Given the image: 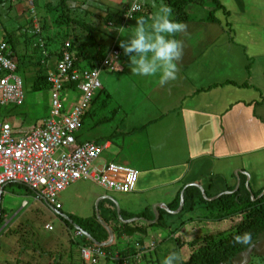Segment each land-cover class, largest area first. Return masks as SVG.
<instances>
[{
    "label": "crops",
    "instance_id": "obj_1",
    "mask_svg": "<svg viewBox=\"0 0 264 264\" xmlns=\"http://www.w3.org/2000/svg\"><path fill=\"white\" fill-rule=\"evenodd\" d=\"M81 1L85 5L94 1L103 5L96 9L93 18L96 15L98 19L99 14L105 16L107 11L120 14L107 23V28L115 27V31L121 35L119 42L124 50L117 47L122 51V57L123 53L125 57L119 63L118 69L125 76H129L133 83L119 99L103 84H109L112 78H105L99 92H106V97L100 99L97 98L99 94L94 96L86 117L95 119L96 122L92 125L96 126L99 120L110 115L119 119L120 123L126 113L130 124L140 125L133 129L146 125L145 129L140 130L144 136L137 139L136 146L139 154L146 160L145 168L135 167L140 175L136 189L131 192L110 190L92 179L77 180L59 194L58 198L62 203L60 213L53 212L54 208H49L44 200H39L29 187L26 196H22L15 205L16 209L8 213L1 211L0 247L16 243L19 245L17 251L21 249L24 242L21 239L22 234L6 238L1 232L19 226L22 233L30 230L33 228L30 217H36V209L41 216L46 217L44 223H40L43 233H39V245L61 252L62 245L67 244V240L61 244V238L73 229H82L74 219L79 222L91 221L92 226H95L94 217L98 208L101 212L99 222L106 224L109 234V230L114 232L112 254L115 257L134 255L139 252L141 243L145 246L151 244L143 236L135 237L138 235L136 229H147L159 217L154 223L156 218L152 220L144 216L130 217V214L139 215L145 212L151 216L154 214V207L156 216H159L160 211L163 212L162 219L167 228L179 229L194 220L202 225L221 214V211L205 204L193 210L184 208V205L180 208L182 194L185 196L188 187L199 189L202 193L206 191L210 201L219 195L234 192L242 180L255 192L264 188V0H220L225 9L215 12L219 23L211 24L202 21V18L208 16L211 5L206 0H194L186 8L191 20L180 23L178 31L177 25L172 22L173 14L164 0H133L140 2L150 16H135L131 20H124L122 13L127 5L133 3H129L132 0ZM122 29L125 34L120 31ZM109 32L115 36L113 44L117 45L119 37L116 39V35L111 30ZM176 33L178 40L175 42L173 36ZM101 35L99 32L98 36ZM130 52L136 53L129 56ZM123 80L125 81L124 77ZM151 106L155 110L148 111ZM133 125L128 129L113 131L116 134L117 131L122 132V144L125 145V136H129ZM80 132L81 129L77 133L80 144L87 140L100 145L107 143L96 163L120 164L124 161L105 157V150L113 145L112 139H106L104 143L98 139L81 140ZM105 132L109 134L108 130ZM141 140L144 141V147L140 152ZM133 163L137 164L135 159ZM110 176L114 179L124 178L123 174ZM83 180L97 183L100 189L85 192L89 199L93 198L92 208L88 206L75 209L72 205H79L81 198L78 197L80 187L73 186ZM6 188H3L0 196L1 209ZM110 192H118L125 197L115 198ZM6 194L10 195L9 192ZM103 197L116 199L121 213L112 200L101 208ZM25 200L28 201L26 206L23 205ZM63 200L68 204L66 209ZM37 201H42L47 206V211L42 206H37ZM81 202L86 203L85 200ZM206 210L213 212L211 217ZM62 218L70 221L72 228ZM203 218L207 221L204 222ZM133 222L137 225H132ZM214 222H217L216 218ZM47 224H51L53 229L46 227ZM200 236L196 234L192 239ZM192 239H188V243L180 249L184 259L186 254L191 253L189 244ZM151 240L157 243L156 238L151 237ZM65 248L67 261L70 250ZM76 253L83 260L81 252L77 250ZM40 256L43 257L36 254L34 259L37 261Z\"/></svg>",
    "mask_w": 264,
    "mask_h": 264
},
{
    "label": "trees",
    "instance_id": "obj_2",
    "mask_svg": "<svg viewBox=\"0 0 264 264\" xmlns=\"http://www.w3.org/2000/svg\"><path fill=\"white\" fill-rule=\"evenodd\" d=\"M4 1L5 0H0V4L4 5L6 3H3ZM44 1H46L47 6L45 14L47 16H38L37 13L40 9V6L37 3L38 0H31L32 7L29 6V9L27 10V12H29V16L27 17L30 18L26 17L27 19L25 21H20L17 18L13 21L8 20L6 24L8 25L9 23H12L11 27H7V25L1 21L5 32L4 38L0 41V48L3 46L2 52L4 55L17 64V72L23 78L24 83L25 80L27 81L30 79L31 86L34 91L38 92L47 90L51 94L53 83L50 80L49 73L50 71H58V63L64 58L66 51L72 54L75 67L77 69L84 70L95 68L98 65H101V63L106 59L113 45L115 49H120L116 44H113L110 47L108 45V41L103 40L102 30L104 29L99 30V28H101L100 26L93 25L94 23H98L97 21L94 23L87 21L95 20L94 18L90 17L96 13V9L98 7L100 8L99 1H94V4L96 3L98 6L95 9V13L93 11L94 8L92 9L88 7L92 6V4L87 5L88 3L86 5L83 2L74 4L75 2L72 3V0ZM164 1L169 6L173 14L172 22L174 25H177L176 28L178 31V25L180 23L191 20L186 8L188 5L192 4L194 0ZM206 1L211 5V7H209L210 10L208 12V16L206 18H202V21H206L209 24L214 22L219 23L215 16V12L219 9H225V6L220 0ZM131 6L127 5L125 11L128 12L129 7ZM140 6L141 9L134 13V17H149V11L145 9L142 4ZM125 11L122 13L124 20ZM81 15L89 18H82ZM116 15L120 14L107 11L104 17L102 15H98V19L107 24ZM35 18L39 19L41 23L36 25V20H34ZM99 32L102 33L100 37L98 36ZM173 39L175 42L178 40V33L173 36ZM134 53L136 52H132L131 54ZM77 84L78 81H66L62 90L63 95L66 90L76 89ZM11 104L12 103L7 105ZM21 104L22 103L13 105ZM4 106H6V104H0V118L4 116V113H10V111H3L1 107ZM87 112L89 111H86L83 119ZM113 118V115L108 116L102 120H99V124L103 123V121H109ZM114 134L118 135L116 132H114ZM13 183H16L19 186L25 185L20 182ZM27 189L29 190V187ZM263 191L264 188L258 192H255L254 190L250 189V186H247L245 181L242 180L236 191L230 194H223L222 196L210 201L207 199L208 194H206V191L203 195L199 189L188 187L184 196V208L188 207L190 210H193L198 208L200 205L205 204L209 208H214L221 211V214L215 217L216 220L219 221L223 217L227 218L236 216L240 219L239 223L235 225L233 229H227L229 232L226 231L225 233L219 232L216 234H203L200 237L192 239L190 241L191 253L187 259L176 258V256L179 254V249L188 243L187 240H180V238H178L177 241L179 242L174 245L175 247L167 250L158 246L160 245L159 243L155 244L153 248L149 249L148 245L145 246L144 243L140 242L141 244L138 249L143 253V255L139 261H134V264H237L240 260L238 258H241V255L246 250L252 249L253 251L256 248L254 246L258 244L260 240L264 243ZM179 198L178 204L180 203ZM2 211L4 210L2 209ZM52 211L59 212V210ZM122 216L124 218L123 211ZM131 216H144L146 218L153 219L155 215L152 214L151 216H148L147 213L144 212L139 215L130 214V217ZM162 218L163 212L160 211L159 219L155 224L163 223ZM62 220L69 228H72L73 224H70V221L64 218H62ZM94 220L96 222V219ZM74 222L79 224L82 229L88 232L96 241L100 243H106L109 241L110 234L108 229L100 222H98V224L96 222L95 226H92L93 223H91V221L79 222L74 219ZM21 229L22 228L19 226L9 230L5 229L1 232L2 236L6 238H10V236L14 235L16 237V234L23 235H21V238L24 239V244L21 249L16 251L17 254L15 259L17 264H31L30 261L36 256V254L42 256L44 254H48L49 256L53 257V264H86V262L80 259L79 256V258L77 257V250L81 252L82 247L94 249L100 248V245L96 244L86 236H83L82 239L78 240L79 236L77 235V230L73 229L67 234V245L69 247L67 250H70V256L69 259L65 261L64 252L66 251V248H64L61 252H55L54 248L52 247H43L42 245H38L40 242V236L38 234L31 235L30 232L33 230V228L30 230H25L23 233ZM137 229L143 230L144 232L146 231V229ZM143 241L144 239L142 242ZM2 247L3 245H1L0 248L2 249ZM101 248L107 252V258L105 260L108 262L111 260L109 255L112 252V246L103 245ZM159 252H166L165 256L160 258ZM26 257L30 258L29 262L21 263V260L24 261ZM34 264H39L38 260Z\"/></svg>",
    "mask_w": 264,
    "mask_h": 264
},
{
    "label": "built area",
    "instance_id": "obj_3",
    "mask_svg": "<svg viewBox=\"0 0 264 264\" xmlns=\"http://www.w3.org/2000/svg\"><path fill=\"white\" fill-rule=\"evenodd\" d=\"M141 9L134 4L125 16L130 18ZM0 48V104H20L24 101V80L18 74L17 64L7 58ZM121 62V52L113 48L106 59L95 68L80 70L74 65L72 54L66 51L58 63V71H50L53 83L51 104L53 115L46 117L36 128L19 135L8 121H0V190L10 182H20L30 187L38 199L56 210L62 208L59 194L69 185L80 179H92L101 186L119 192L136 189L140 172L135 167L115 162L96 163L107 143L100 145L95 141L78 143L77 133L83 123V116L90 108L95 93L102 88L101 73L107 69L115 71ZM78 81L76 89L66 90V81ZM73 90L79 91L71 111L64 112L63 98L69 101ZM72 146L71 150L64 149ZM110 174H123V179H114ZM25 200L23 205L26 206ZM46 227L53 229L51 224ZM82 235V231H77ZM155 246L154 242L150 244ZM83 257L96 264L107 252L101 247H83ZM143 253H136L140 259ZM131 256L123 257L122 264H128Z\"/></svg>",
    "mask_w": 264,
    "mask_h": 264
},
{
    "label": "rangeland",
    "instance_id": "obj_4",
    "mask_svg": "<svg viewBox=\"0 0 264 264\" xmlns=\"http://www.w3.org/2000/svg\"><path fill=\"white\" fill-rule=\"evenodd\" d=\"M57 1H59V0H57ZM126 1L128 2V0H126ZM78 2H82V1L81 0H72V3H74V4H78ZM132 2H133V0L130 1L129 3H132ZM3 3H5V4L4 5L0 4V41L4 38V32H5L1 21H3L4 24H6V22L8 20L13 21L16 18L19 19L20 21H22V20L25 21L27 18H30V17H27V16H29V12H27V10L29 9V6L32 7L31 0H13V1L5 0ZM37 3L40 6L39 12L37 13L38 16L45 15L46 10H47L46 1L38 0ZM136 3L141 5L140 2L135 1V2H133V4H130L129 6H131V5L133 6ZM99 5H100V8L103 7V5H101V4H99ZM88 7L92 8V9L94 8L93 11L95 13V9L98 6L96 3L94 4V2H92V6H88ZM131 7H129V9ZM125 13H126V11L124 12V14ZM99 15L103 16V14H99ZM45 16H47V15H45ZM81 16H82V18H86V19L89 18V17H85L84 15H81ZM90 18H93V17L91 16ZM94 18H95V20H93V21L92 20H87V21H90L92 23L97 21L98 23H96V24L94 23L93 25L100 26L101 28H99V30L104 29V30H102L103 40L108 41V45L110 47L113 45V43L115 41V36L111 35V33L109 32L111 30L112 33L114 35H116V39L119 37L117 40V46L121 47L124 50L123 45L121 44V42H119L121 40V35L119 36V33H117L115 31L116 28L115 27H112V29L107 28L109 26L105 22L97 19L96 15ZM34 20H36V22H35L36 25L41 23L40 20L37 18H35ZM11 26H12V23H9L7 25V27H11ZM120 31H122L123 33L125 32V30H123V29ZM69 41H67V42H69ZM113 48H114V45L112 46L110 51H112ZM119 51L121 52V55H122V51L121 50H119ZM131 53L132 52H130L129 56L131 55ZM124 57H125V54L123 53L122 60L124 59ZM123 77L125 78V81L123 80ZM105 78H112V80L108 84V82H103V80ZM100 80L103 82V84L105 86H108L109 89L108 88L107 89L110 92H112L114 94V96H116L119 99L122 98V95H124L125 90L129 89L130 86L133 85L132 80L129 78V76H125V74L121 71L120 68L117 69L116 71H109L107 69L103 70L101 73ZM98 92L95 93V97L98 94L100 96L97 98L103 99L106 97V94H105L106 92L105 93L104 92L98 93ZM24 95H25L24 101L21 105L11 104V105H6L4 107H1L3 109V111H10V113H8V114L4 113V116L1 118V120L10 122L12 127L15 130H17L15 132L22 133V134H25L26 133L25 131H29L31 129L33 130L34 128H36L39 125V123L44 118L51 117L53 115L52 104H51V94L49 91H47V90L38 91V92L34 91L32 86H31V80L28 79L27 81L25 80V83H24ZM79 95H80L79 91L73 90L71 93V97H70L69 101H66L63 98V104H64L63 113L71 111L74 102L77 99H79ZM0 96H1V92H0ZM150 109L155 110V107L151 106L150 108H148V111H150ZM92 110H93V108H92ZM95 122H96L95 119L93 120L91 118H87L86 116L84 117L81 132L79 134V139H81V140H86V139L96 140V139H98V141L102 140L101 143H104L106 141V139H112L113 145L111 148L105 150V152H104L105 157H107V158L115 157V158L120 159V160L124 159L123 162H120V164H122V165L130 166L132 164L134 167L138 166L139 169L145 168L146 160L144 159L143 155L139 154L136 146L138 143L137 139L140 138V136H144V134L141 133L140 130L142 131L143 129H145L146 125L133 129L134 126H138L139 124L138 125L130 124L129 123L130 121H129L126 113H125V116L123 115L120 123H119V119H117L116 117H114L113 119H110L109 121L103 122L101 124H96V126L92 125ZM131 125H133L132 129L130 130V132L128 134L129 136H125L127 139H126V142L124 145L120 141V136L122 135V132H117L118 135L114 136L113 131L116 129H118L119 131L126 129V128L128 129V128H131ZM105 130H108L109 134H107L105 132ZM141 144H142V147L140 146V152L143 151L142 148L144 147V141L141 140ZM64 149L71 150L72 146L65 147ZM134 159L137 163L136 165L133 163ZM126 163H128V164H126ZM110 175L111 174L109 173V176ZM247 186L249 187L250 185H247ZM73 187H80L78 197L81 199L79 201L80 202L79 205L75 204V205H72V207L75 209L76 208L80 209V208H84V207H88V206L90 208H92L93 207V205H92V202H93L92 199L93 198L89 199L87 197L88 195H86L85 192L86 191L87 192H95L96 190H99L100 187H98V184L93 182V181H84L83 180V181H79L78 183H76ZM5 188H6V190H5L6 193L9 192L10 195L5 193V195H4L5 201H4V203H2V209L4 210V212L8 213V211H12V210L16 209L15 205L19 202V200L21 199L22 196H26V192L28 191V189H27L28 187L25 185L19 186L16 183L11 182V183L6 184L4 186V189ZM250 189H251V187H250ZM107 194H109V193H107ZM111 194H110L111 196L114 195L115 198L117 196L119 199L120 198L123 199L125 197V196H122L123 194L118 193V192H112ZM100 197H102V196H100ZM98 199H99V197L97 198V200L95 202V206L98 203ZM39 200H41V199H39ZM84 200L86 201V203L81 202ZM101 201H102L101 208L104 207L103 205L107 204V202L110 203L109 198H105V197H103L101 199ZM62 202H64L63 203L64 209H66L68 207L67 202L65 200H63ZM36 205L42 206V208L45 211H47V209H46L47 206L42 201H37ZM45 211H42V212L45 213ZM83 211L85 212V210H83ZM116 211H117V208L114 210V214ZM34 212L36 214V217H33V216L30 217L31 223H33V230L30 233H31V235H34V234L39 235V233H43V231L40 230L42 228L40 223L43 224L44 218H46V217L41 216V213L36 209H34ZM99 212H100V210L97 208L96 209V215L94 217L96 219L97 224L99 221H101V220H99ZM153 212H154L155 216L152 220H154L156 218V213L154 211V207H153ZM206 213L209 214L210 217L213 214V212L209 213V210H206ZM100 214H101V212H100ZM97 218H98V220H97ZM120 219L121 218L119 217L118 220L121 221ZM194 219H196V217H194ZM214 220H215V218H213L212 220H208V221L206 220L207 221L206 222V221H204V218H203V221L206 222V224H202V225L200 223H197L198 220H194L191 223L184 224L179 229L167 228L168 226L166 224L163 225V223L152 224L146 229L145 232L143 230L137 229L136 231H137L138 235H140V236L136 235L135 237L142 238V236H143L145 240H150L151 242H152L151 237L156 238L157 243L160 244L158 246L163 247V248H165V250H167V249H172L175 247L174 245L177 242H179V241H177L178 238H180V240L181 239L188 240V239H192L194 236H196V234L203 235L204 233L216 234L219 232H221V233L222 232L225 233L226 231L229 232V230L233 229L234 226L239 223L240 219L236 216H233V217H227V218L223 217L221 220H219V221L217 220V222H214ZM132 225H137V224H136V222H133ZM103 226L106 227L105 225H103ZM227 229H229V230H227ZM57 231L59 232V229ZM82 237L81 236L78 237V240L82 239ZM21 239H23V238H21ZM61 240L63 242H66L67 235L63 236L61 238ZM260 241L258 244H256L254 246L256 248L253 251H252V249L246 250L241 255V258H238L240 260L237 264H264V243L262 241L261 242ZM63 242H60V243L63 244ZM58 243H55V244H58ZM22 244H24V242H22ZM38 245H39V243H38ZM18 247H19V245H17L16 243H13V245H11V246H7V244H4L3 248L2 249L0 248L1 249L0 250V263L17 264L15 256L17 254L16 251H17ZM65 247L69 248L67 246V244H64V245H62L61 249H64ZM189 250L191 251V248ZM165 253L166 252H164V253L159 252L160 258H163L165 256ZM178 253L179 254L176 256V258H178V259L182 258L183 259L184 256L182 253H180V249H179ZM188 255L189 254H186V259L189 257ZM39 258H40L38 260L39 264H53V261H54L53 257L49 256L48 254H44L42 258H41V256ZM29 259H30L29 257H26L24 259V261L21 260L22 261L21 263L29 262ZM30 262H31V264H34L36 262V260L33 258ZM98 264H115V261L109 260L108 262H106V260L103 259Z\"/></svg>",
    "mask_w": 264,
    "mask_h": 264
},
{
    "label": "clouds",
    "instance_id": "obj_5",
    "mask_svg": "<svg viewBox=\"0 0 264 264\" xmlns=\"http://www.w3.org/2000/svg\"><path fill=\"white\" fill-rule=\"evenodd\" d=\"M138 12V11H137ZM136 13V12H135ZM124 17H125V20H130V19H132V18H134V14H133V16L132 17H130V18H128V17H126L125 16V14H124ZM121 60H122V55H121ZM45 119V118H44ZM44 119L42 120V122L44 121ZM0 121H3V120H0ZM41 122V123H42ZM11 183V182H10ZM240 184V183H239ZM4 188V187H3ZM3 188L0 190V196H1V194H2V192H3ZM252 189V188H251ZM264 193V192H263ZM54 210L55 211H57L55 208H54ZM60 210V209H59ZM2 209H1V204H0V217H1V214H2ZM78 230H80V231H82V235H78V236H86L85 235V232L86 231H84L83 229H78ZM77 230V231H78ZM87 237V236H86ZM107 243V242H106ZM106 243H103L102 245H100L99 247H101V246H103V245H106ZM155 244H157L156 243V241L154 242ZM112 245V244H111ZM111 245H108V246H111ZM83 248V247H82ZM82 248H81V250H82ZM149 248H151V246L149 245ZM140 252V251H139ZM139 252H137V253H139ZM136 255V253L134 254V255H117L116 257L112 254V252H111V254L109 255L110 257H111V260H114L115 261V264H122V259L121 258H123V257H127V256H131V258L129 259V263L128 264H134V263H132V262H134V261H139V259H136L134 256ZM81 256H82V258H83V260L86 262V264H94V263H92L91 261H88V260H86L84 257H83V255H82V252H81ZM101 258H103L104 260L107 258V257H101ZM103 259H99L98 260V262L96 263V264H98L101 260H103ZM118 261V262H117Z\"/></svg>",
    "mask_w": 264,
    "mask_h": 264
},
{
    "label": "water",
    "instance_id": "obj_6",
    "mask_svg": "<svg viewBox=\"0 0 264 264\" xmlns=\"http://www.w3.org/2000/svg\"><path fill=\"white\" fill-rule=\"evenodd\" d=\"M238 189V187L236 188V190ZM236 190H234V191H236ZM203 191V190H202ZM230 193H232V192H230ZM203 194H205L204 193V191H203ZM219 197H220V195H219ZM182 200H181V204H180V208H182L183 207V205H184V195L182 194ZM216 198H218V197H216ZM216 198H213V199H211V200H214V199H216ZM112 201H114L115 202V204L117 205V207H118V211L120 212V206H119V203L117 202V200H115L113 197H111L110 198ZM208 199V198H207ZM158 215L156 216V219H155V221L154 222H156L157 221V219H158ZM110 231V240L106 243V245H111L112 244V242H113V239H114V232L112 231V230H109ZM85 235L89 238V239H91L92 241H94L96 244H98V245H102L103 243H100V242H98V241H96L88 232H85Z\"/></svg>",
    "mask_w": 264,
    "mask_h": 264
},
{
    "label": "bare ground",
    "instance_id": "obj_7",
    "mask_svg": "<svg viewBox=\"0 0 264 264\" xmlns=\"http://www.w3.org/2000/svg\"><path fill=\"white\" fill-rule=\"evenodd\" d=\"M66 190V189H65ZM60 200V199H59ZM107 200V199H106ZM111 201V200H110ZM112 203V202H111ZM120 205V204H119ZM62 209V208H61ZM54 212V211H53ZM158 212V211H157ZM60 213V212H59ZM119 213V212H118ZM121 213V212H120ZM119 213V214H120ZM56 214H58V213H56ZM60 215V214H59ZM62 215V214H61ZM103 219V218H102ZM100 220V219H99ZM153 223V222H152ZM155 223V222H154ZM106 225V224H105Z\"/></svg>",
    "mask_w": 264,
    "mask_h": 264
}]
</instances>
